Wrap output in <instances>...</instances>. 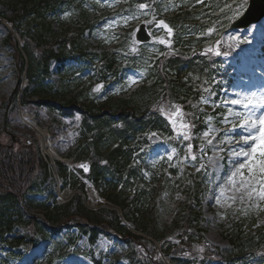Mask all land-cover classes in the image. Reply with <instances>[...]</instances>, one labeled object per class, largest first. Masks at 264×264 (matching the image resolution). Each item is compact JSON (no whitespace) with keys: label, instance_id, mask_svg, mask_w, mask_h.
<instances>
[{"label":"trees","instance_id":"1","mask_svg":"<svg viewBox=\"0 0 264 264\" xmlns=\"http://www.w3.org/2000/svg\"><path fill=\"white\" fill-rule=\"evenodd\" d=\"M72 1L0 0V16L6 19L25 41L24 48L29 59L28 76L35 86L32 90L28 91V88L24 90L22 99L24 104L53 106L50 104L48 94L42 96V99L39 98L40 100H33L36 95L43 94L44 90L40 86H42L44 76L48 73L47 66L52 58L79 57L83 61L90 62L86 65L89 68H92V63H100L98 74H100L99 79L101 80L117 78L120 71H125L130 66H136L134 63L136 59L131 57L129 58L130 64L123 66L121 63L127 58L125 51L130 48L131 38H125L116 51H103L100 54L85 51V45L82 44L84 28H79L76 33L71 35H64L63 38L48 39V37H53L51 35H56L51 26L46 23L50 17L49 12L58 8L64 9ZM159 6L163 8L161 4ZM211 9L214 7L208 4L201 11L181 12L178 13L179 15L169 18L173 28L180 30L173 38L174 46L197 45L196 42H193L194 37L190 31L194 32L198 27L190 30L184 25L187 21L192 22L194 19L198 21V19L205 18L208 27H211L220 19L215 14H209ZM74 21L78 23L76 19ZM93 25L92 22L88 26ZM45 30L48 31L45 32ZM204 39H196V41H204ZM53 45L60 46L59 52H55ZM166 57L161 59L160 63L157 62V65L147 74L148 78H152L149 80L148 86H140L127 99L109 97L104 105L97 106L89 91L81 90L73 97L75 106L69 108L68 111L64 109V106H61L60 109L70 115L74 109L84 114L82 123L84 130L81 134L84 141L79 149L72 152V155L77 160L87 159L90 161V178L96 187L104 188L105 197L121 207L125 218L129 222H133L138 229L154 239L162 241L163 250L166 255H170L173 264H206V260L208 262L212 260L208 257H213L215 251L204 250L201 252L199 250L203 239L199 227L201 224L200 200L197 192L199 185L194 187L196 191L189 195L188 202L181 204L174 220L170 224H162L159 213L156 208H153L156 194L154 185L159 180L158 169H153L150 175L153 180L149 182L134 164L135 155L133 154L147 144V135L151 132L167 130L166 118L160 114L159 110L155 109L156 103L164 99L170 103L189 104V100L194 95V80L190 75L186 77L185 73L187 72L188 75V71L193 70V72H198L199 75L202 74L203 77L208 78L214 71V64H209L207 59L196 57L194 60H185L172 55ZM66 82L64 83L65 88L69 86ZM62 94L64 93L60 91L50 93L51 98L62 96ZM14 100H16V91ZM84 101L89 103L85 104ZM77 102H83L81 108L77 107ZM37 154L38 150L33 144L25 143L18 151L0 145L1 235L13 231L15 218L18 219L17 222L24 220L17 207L18 195L26 196L29 192L39 190L41 180L44 181L48 176L47 167ZM37 164L40 166L38 174L34 171ZM61 171L66 174L63 165ZM35 206L44 208V216L51 223L59 222L64 216L77 215L95 226L102 224L114 228L126 237V243L140 245L145 240L140 236L132 235L125 226L120 224L118 214L114 211L105 209L98 210V212L90 211L82 205L79 196H75L71 203L63 206L57 204L52 206L36 204ZM25 222L29 223V221ZM30 223L34 230L30 229V233L28 230V235L18 240L24 241L26 245L35 243L36 235H46L47 230L42 223L36 220L30 221ZM240 226L236 224L232 242L237 243L238 248L244 249L248 244H251V239L247 238L245 242L241 240L243 234ZM80 229L81 234H89L91 243L96 242L99 233H104L100 227H88L87 229L81 227ZM198 251L204 256L202 259L193 257V254ZM134 254L137 253L134 252ZM137 255L132 259H135V262L139 264L158 263H153L146 255ZM97 264L99 263L97 262Z\"/></svg>","mask_w":264,"mask_h":264},{"label":"rangeland","instance_id":"2","mask_svg":"<svg viewBox=\"0 0 264 264\" xmlns=\"http://www.w3.org/2000/svg\"><path fill=\"white\" fill-rule=\"evenodd\" d=\"M89 0H86L88 4ZM104 1V3H101L100 5L105 6V8H96L93 6H89L92 4V2L88 4L89 11H85L90 18H94L99 16L100 9L104 10L101 15H104L101 20L99 21V30H96L95 32L89 33V31H86L84 34V41L83 44L85 45V51L87 53L91 51H101L103 46L101 43L105 42L107 40V36L109 33L113 32L114 29L124 27V26H136L139 23V20H134L133 16L136 15L135 19L138 17L145 15L146 9H141L139 7H135L133 9H136V12L134 13L128 6L123 8V13H119L117 15H114L112 13V6L115 4L117 0H99ZM156 1V0H153ZM80 2V1H79ZM79 2H75L73 6H68L63 11H60V14H57L55 17V20L53 21V18H51L47 22H51L52 28L54 31L60 29L67 28L68 24L66 21L70 19V14L73 13H80L84 10L79 7ZM128 0L124 1V4L127 3ZM78 3V5H77ZM98 6V7H99ZM110 6V7H109ZM112 7V8H111ZM239 8V7H238ZM71 9V11L69 10ZM111 11H110V10ZM107 10V11H106ZM111 13V14H110ZM53 16V15H51ZM135 24V25H134ZM259 24H256V26ZM66 26V27H65ZM250 30L249 28L245 29H238V30H232L227 31V33L222 37L224 44L227 46L233 47V50H238L241 41H244L246 44L243 47V51H241V55L244 57V59L250 60L248 54H246V51L250 50L251 47L258 50L256 47L255 42L257 40H253L252 36H248V32ZM75 29H72L68 32H73ZM61 34V33H60ZM5 32L0 27V142L2 143H9L11 140H9V135L5 133L4 130H8L13 135L21 136L22 139L31 138L35 140L36 142H40V139L36 137L34 132L25 124L20 122V118L17 115L16 110L10 111V109L7 110L6 106L2 104V102H5L9 99V97L12 95L13 90L15 89L17 85V73L14 71V67H16L15 61V55H16V48L15 46L12 48L6 46L4 44ZM261 37L258 36V41L261 42ZM101 40V43H100ZM22 41L20 40L18 42V47L22 46ZM136 50L135 48L133 49ZM235 52V51H234ZM233 52V53H234ZM245 54V55H244ZM222 61L226 65L233 66L235 65L233 71H229L230 73H233L232 77L234 81L231 86L226 90L224 87L225 80L221 79V77H217L212 82V86L207 88V93L205 98L195 102L193 105L195 109H198V111L205 112L209 118H212L215 112L216 117L220 119V124L224 125L225 123L222 122L224 117H227L229 115L230 110H232V107H230V103H225V101H230L231 99L237 98V93H242L243 88L240 89V91L235 90V86L240 83H245L252 86V81L249 79H245L243 76L238 75L237 73H240L243 68L249 69L251 66L249 64H246L245 61L243 62H235L234 57L231 55L224 56V54L221 56ZM253 71H252V70ZM51 75L48 77V80H56L58 79L59 74L55 72L54 67L51 68ZM251 75L249 77H255L256 81L263 84L264 80V72L260 70H256V67L253 66L250 68ZM92 70H86L82 75H85L88 73V76L85 75V83H91V80H94L91 78ZM255 71V72H254ZM261 75V76H259ZM137 76H141V74H138ZM226 78V76L222 77ZM228 82V81H227ZM226 82V84H227ZM131 83V82H129ZM28 83H25L23 80H21V86H25ZM113 87L112 84L109 86H104L102 89H100V96L104 98L105 95H107L111 90L110 88ZM247 87V86H244ZM249 87V88H250ZM251 89V88H250ZM252 91H264V84L259 85L257 84V88H255ZM251 92V91H250ZM99 98V97H98ZM207 101V102H205ZM164 107V110H166L167 116L171 115L173 112L176 111L175 106L166 105L163 103L160 107L162 109ZM24 109H26L28 112L33 113L40 126L47 127L50 135L54 140L57 141V152L61 155L63 153H66L72 146L76 143L78 137V126L80 121V115L75 114L74 117H66L63 115H58L55 111L49 110L46 107H37L34 105L26 106ZM7 110V111H6ZM263 110V109H261ZM7 119V121H6ZM181 119L185 124H190L191 120L188 117H184L182 113ZM222 119V120H221ZM5 122H7L5 124ZM216 121L210 122V126L212 128H215ZM170 124V123H169ZM192 127V126H191ZM170 128L173 132L177 133L180 132V128L177 125V127L174 129L173 126L170 124ZM216 129V128H215ZM209 130V121H208V127L202 132L200 135L199 140L204 141L203 143V149L204 151L199 152V159L192 160L190 156L187 155V145L182 143V141L179 142V147H176L175 145H169V144H157L152 147V149L149 152V158L148 162H152V160H155L156 158H166L168 163V168L172 171H168V182L165 186V189H163L161 194H157L156 197V207L158 209V213L160 216V222H163L164 224L170 223V221L173 219V217L176 214V211L178 209L179 203L184 201L186 197V192L188 190V187H193V183L197 180V176L195 175L196 170H193L191 167L196 163H201L203 167L199 170L200 177L204 176L206 177V182L201 186L202 192H201V199H202V230L207 238V240L218 247H220L222 254L226 255L227 257L233 259L236 255V252L232 251L231 249H234L233 245L229 242V233L231 231V228L233 224L236 221L244 222L243 229L246 231H253L256 232L259 228L264 231V202H256L259 203V207L254 206V202L244 200L240 201L239 199H236L235 202L231 199V197L238 196L237 192L230 186L231 184L225 179L226 174L228 173L229 169V150H228V157L226 159H223L219 162H214L210 160V156L212 153L207 151L206 146H211L212 149H214V145H217L220 143V141H226L229 139V137H226L225 135L223 138L214 139L216 136L215 132H209L207 136L204 135L205 132H208ZM219 129H217L218 131ZM231 139L238 141L240 138L237 135L232 134ZM208 140H212V144H207ZM235 147V145L233 146ZM208 152V153H207ZM221 159V157H220ZM58 179L56 178V181ZM49 187L55 188V191L57 190V184L50 183ZM230 186V187H229ZM49 194L48 190H45L41 195H43V198H46ZM89 197V195H88ZM60 200H62V197L60 195ZM24 204H26L24 202ZM86 204H88V200L86 201ZM89 205V204H88ZM97 205H100L98 203ZM26 206V205H25ZM21 213L23 215H29L30 212L40 213L39 211L29 208L30 212H26L24 214V211L20 204L18 205ZM91 208H94L90 206ZM97 208V207H96ZM25 210V209H24ZM60 228V227H59ZM17 234H22L25 230L23 227L16 228ZM68 232V228H60V236L61 238L62 234H65ZM72 233L74 235L77 234V230H72ZM259 231L256 232L258 234ZM255 234V233H254ZM146 238H149L148 236L144 235ZM51 243V240L49 243H45L46 247ZM148 246V245H147ZM149 247V246H148ZM145 252L144 247L141 245H137V251H140V249ZM150 248V247H149ZM8 249L6 248L5 251ZM77 253H74L73 255H69L66 257L65 260H63V264H94V262L91 259V256L93 255L96 258H100L102 255H108L110 257L118 258L119 262L117 264H129L128 260L124 257V251L125 246L123 243L120 242V239L117 238L114 235H110V237H105L101 235L99 237V240L95 245L88 246V241L83 240L78 243L77 246ZM159 251V250H158ZM250 253H252L251 250H247L245 254L248 255L247 258H245L243 254H239L238 257H240L239 261L234 263L232 260L229 261L227 264H264L260 260L257 261V259H254L251 257ZM50 254V252H49ZM52 258L55 257V254H50ZM6 258H11L9 263L7 264H36L33 262V259L31 260L30 254H26L20 259L12 260V257L9 255H6L5 253H0V263L1 261L5 260ZM46 259L44 260V263H46ZM57 261V260H56ZM109 262V261H108ZM43 263V264H44ZM2 264V263H1ZM211 264H219L217 262L211 263Z\"/></svg>","mask_w":264,"mask_h":264},{"label":"snow or ice","instance_id":"3","mask_svg":"<svg viewBox=\"0 0 264 264\" xmlns=\"http://www.w3.org/2000/svg\"><path fill=\"white\" fill-rule=\"evenodd\" d=\"M246 2L247 0H242L236 12L237 16L243 13ZM149 7L150 5L147 3L139 5L141 9ZM158 24L167 29L169 36L172 35L173 29L165 21L160 20ZM251 27L255 28L256 25L253 24ZM209 31L213 30L209 29ZM161 43L170 44V41L162 40ZM217 54H220L219 51H217ZM236 95L237 98L225 101V103L239 106L229 112V116L238 120L239 124L233 123L232 129L224 133L229 139L222 141V143L235 145V147L229 149V169L225 179L238 193V196L231 197L234 202L236 199L240 201L248 200L254 202V206L259 207V203L256 202H264V112L261 111V109H264V91L242 92ZM181 117L182 110L177 108L171 115L166 116V119L174 129L178 125L182 130L177 133L178 137L182 136L183 139L190 140L189 131L191 126L185 124ZM210 122L211 118H209V130L204 133L205 136L209 132L217 131V129L210 126ZM222 122L232 123V120L229 117H224ZM237 129L240 130V139L235 141L231 139V135ZM207 144L211 145L212 140H208ZM188 147L191 149V144ZM203 151L204 149L201 148V152ZM220 151H223V149L221 148ZM191 159L195 160L196 156L193 155ZM81 167L87 171L86 165H81Z\"/></svg>","mask_w":264,"mask_h":264},{"label":"water","instance_id":"4","mask_svg":"<svg viewBox=\"0 0 264 264\" xmlns=\"http://www.w3.org/2000/svg\"><path fill=\"white\" fill-rule=\"evenodd\" d=\"M238 24L240 23L237 22L235 26H238ZM136 38L140 42H147L150 39V35L147 31H145L144 27H142L137 31ZM156 140H157L156 138H152V141H156Z\"/></svg>","mask_w":264,"mask_h":264},{"label":"bare ground","instance_id":"5","mask_svg":"<svg viewBox=\"0 0 264 264\" xmlns=\"http://www.w3.org/2000/svg\"><path fill=\"white\" fill-rule=\"evenodd\" d=\"M260 27H261V26H260ZM249 34H250L251 36H253V35L256 36V35L254 34L253 31H249L248 35H249ZM250 53H251V51L249 52V54H250ZM232 106H233V105H232ZM235 133H237V131H236ZM46 139H47V138H46ZM217 156H218V153H217ZM230 186H231V185H230ZM230 186H229V187H230ZM237 195H238V193H237ZM63 196H65V197H66V196H70V194L67 193V192H65ZM95 201H96V198L92 197V203H91V204H92L93 207L95 206V203H96Z\"/></svg>","mask_w":264,"mask_h":264}]
</instances>
